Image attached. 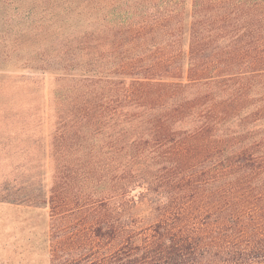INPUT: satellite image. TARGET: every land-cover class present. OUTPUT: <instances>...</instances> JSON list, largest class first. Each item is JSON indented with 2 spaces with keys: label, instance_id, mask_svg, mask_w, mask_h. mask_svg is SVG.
I'll return each mask as SVG.
<instances>
[{
  "label": "trees",
  "instance_id": "obj_1",
  "mask_svg": "<svg viewBox=\"0 0 264 264\" xmlns=\"http://www.w3.org/2000/svg\"><path fill=\"white\" fill-rule=\"evenodd\" d=\"M55 76L50 264H264V0H0V69Z\"/></svg>",
  "mask_w": 264,
  "mask_h": 264
},
{
  "label": "rangeland",
  "instance_id": "obj_2",
  "mask_svg": "<svg viewBox=\"0 0 264 264\" xmlns=\"http://www.w3.org/2000/svg\"><path fill=\"white\" fill-rule=\"evenodd\" d=\"M55 76L0 69V264L49 263Z\"/></svg>",
  "mask_w": 264,
  "mask_h": 264
}]
</instances>
